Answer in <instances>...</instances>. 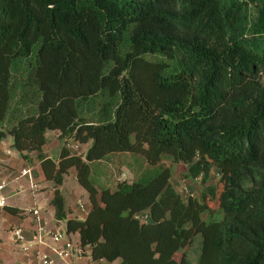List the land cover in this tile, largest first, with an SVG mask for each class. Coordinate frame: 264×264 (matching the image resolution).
Segmentation results:
<instances>
[{
    "label": "trees",
    "instance_id": "obj_1",
    "mask_svg": "<svg viewBox=\"0 0 264 264\" xmlns=\"http://www.w3.org/2000/svg\"><path fill=\"white\" fill-rule=\"evenodd\" d=\"M156 52H175L181 70L164 74L167 61L144 57ZM22 61L35 102L0 141L33 152L55 185L75 168L85 217H67L58 189L50 202L91 259L191 264L184 248L199 234L197 264H264V0H0V121ZM47 130L64 140L56 160ZM89 140L84 157L67 145ZM115 152L151 165L168 154L204 187L182 199L165 166L97 189L90 163Z\"/></svg>",
    "mask_w": 264,
    "mask_h": 264
},
{
    "label": "rangeland",
    "instance_id": "obj_2",
    "mask_svg": "<svg viewBox=\"0 0 264 264\" xmlns=\"http://www.w3.org/2000/svg\"><path fill=\"white\" fill-rule=\"evenodd\" d=\"M148 60H159L164 59L168 62V67L164 71L166 75H172L177 71L181 70L182 64L180 62L179 56L173 52V55L167 56L162 52L149 53L144 56ZM27 61H22L17 65V69L15 73H13V80L15 81V86L13 88V98L8 108L7 115L4 120L0 121V130L7 131L10 126L17 121V119L23 116L26 113H31L32 109L31 105L35 102V98L31 99L30 94L32 93L33 87L32 85L23 84L27 78ZM27 91V94L24 96L23 92ZM18 108V109H16ZM25 111H27L25 113ZM45 136L47 138V145L45 146V152L50 154L52 157H56L58 151L64 140L54 136V132L52 130H47L45 132ZM6 136L1 140H5ZM91 141L89 140L87 143H78L74 141L68 142V147L71 148L72 151L84 154L87 148L90 146ZM4 149V147H2ZM13 153L14 150L12 149ZM28 154L27 161L28 166H33L34 154L32 152L26 151ZM19 154V153H18ZM21 157V155L19 154ZM23 158V157H21ZM24 159V158H23ZM169 167L171 170V179L170 183L173 189L181 196L182 199H186L188 196H196L197 198L200 195V191L204 187V184L201 182L200 178H190L185 175L186 166L182 162H176L172 159V157L168 154H163L161 157V161L158 164L151 165L146 162L143 155L139 153H128V152H115L111 155H108L104 159L99 161H94L90 163V172L89 178L91 182L97 187V189L102 188H110L115 189L119 182L125 181L130 183L131 181H140L146 182L154 177L163 167ZM182 180L185 182L182 183ZM217 181V175L214 174L211 178L206 182V184H213ZM20 188L18 190H13L14 183L9 184L7 187V193L9 194V202H15L17 206L22 208H29L33 202V204L37 206H42L43 199L46 197V193H49L52 190L51 183H40L37 184V190L31 191L29 185L26 182V177H21ZM48 185L47 191L45 193L41 192V187ZM184 184V185H183ZM59 189L64 196V205L65 209L69 214L73 216L80 217L85 211L89 208L90 202L87 198V191L85 188L77 181L75 175V169L71 168L64 177L63 183L59 186ZM14 191V192H13ZM17 193V195H15ZM8 201V200H7ZM81 206H83L81 208ZM210 206L213 210L210 218L212 219H220L222 217V212L218 208V202L215 200L210 203ZM11 214L8 210L0 211V239L4 244L7 245H18L19 243H14L10 241L11 232ZM144 217V216H143ZM142 217V218H143ZM202 218L207 219L206 213L202 215ZM52 222H47L45 225V231L47 234L51 231ZM53 229L64 231L63 223L57 224ZM200 235L195 236L194 244L187 246L184 248L186 252L189 254V260L191 264H197L196 256H197V245L198 241L200 242ZM199 247V244H198ZM181 252L175 253V258L178 260L180 258ZM118 260L114 263L109 264H117Z\"/></svg>",
    "mask_w": 264,
    "mask_h": 264
},
{
    "label": "crops",
    "instance_id": "obj_3",
    "mask_svg": "<svg viewBox=\"0 0 264 264\" xmlns=\"http://www.w3.org/2000/svg\"><path fill=\"white\" fill-rule=\"evenodd\" d=\"M53 132H54V136L58 137V132L57 131H53ZM45 146H48L47 145V138H46V143L43 146V152L45 153V155L47 157L56 160L58 157V154L56 157L50 156V154L47 153V151L45 152ZM2 147H4V149H2ZM61 147H60V149H61ZM12 149H13L12 138L10 135H7L5 140L0 141V185L4 184L3 192L7 197L8 203H7V206H5L0 211L8 210V207H15V208L19 209V212L17 214L12 213L8 210L12 216L10 218V221L12 222L10 227L12 229L14 227L20 226L22 228L23 233H24L25 239L22 242H16V243H19L18 245H7V244H4L2 242V240L0 239V264H37V260H38L37 254H41V253L50 254L51 252H50V249L47 245L37 243V239L35 236L37 233V230H36L37 220H36L35 216L33 215L32 210L38 209L40 224L42 226H44V228H45V225L47 222H49V223L52 222V227H51L52 229L57 224L63 223L64 230H65V220H57L55 218V213H54L55 210H54L53 205L50 202L52 197H53V192L55 189H58L59 192L61 193L59 186L63 182L60 185H55L52 181L47 180L45 178L43 170H42V168H41V166H40V164L36 158H34V160H33L34 161L33 166H28L27 161L25 159L21 158L22 156L20 157L17 151H15L13 149L14 152L13 153L11 152ZM60 149H59V151H60ZM69 149L71 150V148H69ZM59 151H58V153H59ZM72 152H74V151H72ZM26 154H27V152H26ZM24 168L30 169L32 181L35 183L34 189L29 184L28 176L21 174L22 169H24ZM71 168H73V167H71ZM214 174H216L215 170H213L211 176ZM75 175H76V171H75ZM21 177H26V182L29 185L31 191L37 190V184H40L43 182L51 183L52 190L49 193H46V197L43 199L42 206H37V205L33 204V202H32L31 203L32 205L26 209V208H22L20 206H17L15 202H12V201L9 202L10 196L7 193V187L9 186V184L14 183L13 190H18L21 186L20 184H22L20 182ZM64 177H65V175H64ZM63 181H64V179H63ZM47 188H48V185H46V186L43 185L40 188L41 192L45 193L47 191ZM15 195H17V193ZM61 195H62V193H61ZM62 197L64 199L63 195H62ZM87 198H88V194H87ZM88 201H89V199H88ZM64 207H65V205H64ZM82 207L83 206H81V208ZM89 208H90V206H89ZM89 208L80 217L73 216L72 214H69L66 211L67 217H77L78 219H83L85 217L87 211L89 210ZM67 236L73 237L74 240L79 241V233L78 232L67 233ZM48 240H49V238H48ZM10 241L13 243L15 242L12 235H10ZM83 250L84 251H83L82 255L72 256L69 259V263L70 264H109V263H114L116 261L115 260L112 262H107L105 260H93V259H91V256H90V248L84 247Z\"/></svg>",
    "mask_w": 264,
    "mask_h": 264
},
{
    "label": "built area",
    "instance_id": "obj_4",
    "mask_svg": "<svg viewBox=\"0 0 264 264\" xmlns=\"http://www.w3.org/2000/svg\"><path fill=\"white\" fill-rule=\"evenodd\" d=\"M21 174L28 176L29 184L34 189L35 183L32 181L30 169L29 168L22 169ZM184 182L185 181L182 180V183ZM3 187H4V184L3 185L1 184L0 185V210L3 209L5 206H7V203H8L7 197L3 192ZM32 213L37 220V224H36L37 233L35 235L37 239V243L47 245L51 252L50 254H47V253L37 254V259H38L37 264H70L69 259L72 256L74 255L79 256L83 254L84 250H83V247H81L79 241L74 240L73 237L67 236L66 230L61 231V230L52 229L47 234L44 226L40 224L38 209H33ZM145 219H146V215H144L142 220H145ZM11 232H12V236L15 241L22 242L25 239L24 233L20 226L12 228Z\"/></svg>",
    "mask_w": 264,
    "mask_h": 264
}]
</instances>
